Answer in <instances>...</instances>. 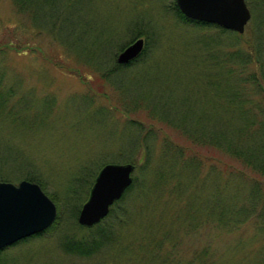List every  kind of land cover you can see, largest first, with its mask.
I'll return each instance as SVG.
<instances>
[{
	"label": "rangeland",
	"instance_id": "rangeland-1",
	"mask_svg": "<svg viewBox=\"0 0 264 264\" xmlns=\"http://www.w3.org/2000/svg\"><path fill=\"white\" fill-rule=\"evenodd\" d=\"M245 2L250 19L238 34L180 21L173 0H52V16L37 20L0 0V155L16 159L0 176L15 184L33 176L61 204L53 231L4 248L0 264H145L133 240L161 232L177 241L162 247H174L177 264H264V174L170 124L237 139L234 127L250 118L262 128L244 137L264 141V0ZM137 36L145 51L118 65ZM235 84L251 102L244 115L214 98ZM171 146L196 162L180 166ZM132 161L136 185L116 207L127 217L110 254L66 252L65 236L90 235L75 225L67 190L81 206L102 165Z\"/></svg>",
	"mask_w": 264,
	"mask_h": 264
},
{
	"label": "water",
	"instance_id": "water-1",
	"mask_svg": "<svg viewBox=\"0 0 264 264\" xmlns=\"http://www.w3.org/2000/svg\"><path fill=\"white\" fill-rule=\"evenodd\" d=\"M187 18L243 33L250 19L245 0H174ZM142 37L134 39L116 57L126 65L142 52ZM132 163H106L98 170L81 204L77 223L84 228L99 224L133 181ZM57 216V207L39 184L26 179L17 184L0 180V250L44 231Z\"/></svg>",
	"mask_w": 264,
	"mask_h": 264
},
{
	"label": "trees",
	"instance_id": "trees-1",
	"mask_svg": "<svg viewBox=\"0 0 264 264\" xmlns=\"http://www.w3.org/2000/svg\"><path fill=\"white\" fill-rule=\"evenodd\" d=\"M13 4L15 5V7L17 8V10L19 12H24L26 13V15L32 17V19L37 20L40 18H44L45 19L48 17V15H51L49 12L51 10V6H52V0H12ZM173 7L175 9V13L177 18L184 22V23H188V24H195V25H201V26H215L217 28H220L222 31H228L225 29H222L221 27L214 25V24H210V23H206V22H202V21H197V20H192L189 19L187 17H185L180 10L178 9L175 1L173 0ZM52 16V15H51ZM141 37V36H137ZM145 46L144 49L142 50V52L137 56V58L139 56H141L143 54V52L145 51ZM137 58H135L134 60H132L131 62H129L127 65H129L130 63H132L133 61H135ZM231 59V58H229ZM241 68V67H240ZM229 72L228 74H234L235 69H228ZM227 74V75H228ZM220 83L216 84L215 86L219 85ZM258 84V87H260L259 83L257 82L256 85ZM239 86H237V84L235 85H231L230 90L228 91V93L225 95L223 92H220V89H217L214 92V98L216 99V101H220V102H225L229 105H231L232 110L233 109H237L236 107H242V104L244 103H251L249 100H247L240 92H239ZM138 101L140 100H144V97H140L137 99ZM4 108V99H3V93L0 91V110H3ZM136 108V107H135ZM156 109V111H155ZM151 111L160 114L159 115V119H162L163 121L166 120L164 119V116H162V114H164V112L160 111V108H153L151 109ZM246 109H243V115L245 113ZM260 112L262 113L263 110H260ZM10 113V110H9ZM154 113V114H155ZM156 114V115H157ZM245 124L242 125L241 123L237 124V126L234 127L235 131H233L235 134H237V139H235L236 137H232L231 134L229 135V137L227 135H225L223 133V131L221 129L215 128L214 129V137L212 136L213 134H208V132H210V130H202L201 135L199 134L198 137L196 135H191L189 133L188 130H184L183 128L180 129L179 124H174V123H170L172 124L173 128H177L179 129L182 134L184 136H186L190 141L192 140V142H199V144H207L210 145L216 149L221 150L222 152H224V154L228 155L229 157H232L233 159L236 160H240L244 166L250 168L252 171L258 173V174H264V165L262 164H255L252 163V159L255 158L254 151H260V155L264 156V141H254L252 138H248V137H244L249 131H258L262 128V123L256 124L253 119H247L244 120ZM243 122V121H242ZM219 127V126H217ZM239 136V137H238ZM172 150H177L178 151V156H173L171 157L172 160H178L180 162V166L183 164H194L196 161V159L198 158L197 156H185V149L182 148H178L177 146H171ZM1 154V151H0ZM7 163L8 165H15L16 163V159L15 156L13 155V153L11 151H7L6 155H0V165H2L3 163ZM132 163L134 165V167L136 166L135 163ZM13 166V167H14ZM135 171V170H134ZM97 174V173H96ZM96 176V175H95ZM95 178V177H94ZM23 179L29 180V181H33L36 182L37 184L40 185V187L43 189L44 186L41 182L37 181L36 178H34L33 176L30 175H26L23 177ZM173 179V178H171ZM169 180L168 183H172V186L174 187V189H176L178 187L177 185H173V181ZM0 180L1 181H9L10 178L8 176H0ZM161 180V178L159 179ZM93 183V182H92ZM155 184L160 185L161 182L156 181L154 182ZM136 185V178L133 176V181L131 183V185L126 189V191L124 192V194L122 195V197L115 202L112 207L110 208V211L108 213V215L97 225H95L92 228H86L88 230V232H90V235L88 236H84V237H79V238H75L73 236H65L63 242H62V247L63 249L71 254L74 255H78L81 257H91L95 254H97L98 252L102 251V248H105L104 250L107 249L108 253L110 254L111 252V247L112 245H115L118 242V231L121 229L122 224L124 223V220L126 219L127 215L125 213H116V207L118 205L122 206V203L124 202V200L130 195L131 191L135 188ZM142 185H139L137 187V190L141 191ZM168 185H166L165 187H167ZM155 187H157L155 185ZM164 186H162V188H165ZM175 191V190H172ZM78 195V192L75 189H68L67 190V198L69 201H72L73 207L71 208V211L73 212V217L74 219L76 218V215L80 209V204H76L74 203L76 197ZM52 198L56 200L55 195H52ZM122 208V207H121ZM57 216L55 221L52 223V225L50 227H48L47 229H45L42 232H39L35 235H32L28 238H33V237H40L43 236L46 233H50L51 231H53L56 228V225L59 222L60 219V214H61V204L60 202H57ZM76 221V219H75ZM75 225H78L79 228L82 229V226H80L78 223ZM84 228V227H83ZM118 229V230H116ZM143 238L141 239H134L133 241V245L136 249H144V251H146L143 255H147L146 258V262L147 263H155V264H177L178 263V258L176 257V254L174 252V247L177 245V241H173L170 240L169 238V234L167 232L165 233H160V235L158 236V238H154L156 236H153L152 234L148 235H144L143 234ZM28 238H24L20 241H26ZM166 241H169L170 244H172L171 249H168L167 251H164V249H162L163 247V243H165ZM175 244H174V243ZM16 244V243H15ZM14 245V244H13ZM128 249V248H126ZM2 250H0L1 253ZM195 259H192V261H194ZM108 264L112 263V261H108ZM187 264V263H186Z\"/></svg>",
	"mask_w": 264,
	"mask_h": 264
}]
</instances>
